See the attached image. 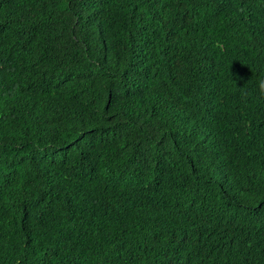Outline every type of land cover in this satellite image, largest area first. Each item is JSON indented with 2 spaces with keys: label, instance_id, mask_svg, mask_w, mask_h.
Returning a JSON list of instances; mask_svg holds the SVG:
<instances>
[{
  "label": "trees",
  "instance_id": "1",
  "mask_svg": "<svg viewBox=\"0 0 264 264\" xmlns=\"http://www.w3.org/2000/svg\"><path fill=\"white\" fill-rule=\"evenodd\" d=\"M264 0H0V264H264Z\"/></svg>",
  "mask_w": 264,
  "mask_h": 264
},
{
  "label": "clouds",
  "instance_id": "2",
  "mask_svg": "<svg viewBox=\"0 0 264 264\" xmlns=\"http://www.w3.org/2000/svg\"><path fill=\"white\" fill-rule=\"evenodd\" d=\"M262 87H264V85H262Z\"/></svg>",
  "mask_w": 264,
  "mask_h": 264
}]
</instances>
